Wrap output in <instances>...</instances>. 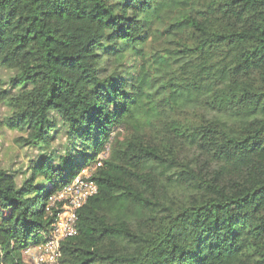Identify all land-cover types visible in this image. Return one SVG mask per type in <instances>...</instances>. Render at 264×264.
I'll use <instances>...</instances> for the list:
<instances>
[{
  "label": "trees",
  "instance_id": "1",
  "mask_svg": "<svg viewBox=\"0 0 264 264\" xmlns=\"http://www.w3.org/2000/svg\"><path fill=\"white\" fill-rule=\"evenodd\" d=\"M0 108V264L105 144L61 264H264V0H0Z\"/></svg>",
  "mask_w": 264,
  "mask_h": 264
},
{
  "label": "built area",
  "instance_id": "2",
  "mask_svg": "<svg viewBox=\"0 0 264 264\" xmlns=\"http://www.w3.org/2000/svg\"><path fill=\"white\" fill-rule=\"evenodd\" d=\"M104 158L98 159L91 170L82 169L68 184L49 197L47 209L56 210L54 221L49 232L44 234L43 242L23 249L24 263L61 264L62 243L77 234L78 211L98 190L91 173L102 164L100 160Z\"/></svg>",
  "mask_w": 264,
  "mask_h": 264
},
{
  "label": "rangeland",
  "instance_id": "3",
  "mask_svg": "<svg viewBox=\"0 0 264 264\" xmlns=\"http://www.w3.org/2000/svg\"><path fill=\"white\" fill-rule=\"evenodd\" d=\"M3 112L4 109L0 108V115H2ZM17 135H19V133L12 130H0V159L4 166L10 167L11 169H26V167L31 164L32 160L37 158L39 152L33 148H21L14 144L13 138ZM108 149V144H105L104 149L98 154L97 159L107 156ZM95 162L96 160L90 162L87 166H83L82 169L91 170ZM38 181H40V179H38ZM1 213L5 214L6 212H0V215ZM30 241H32V239Z\"/></svg>",
  "mask_w": 264,
  "mask_h": 264
}]
</instances>
